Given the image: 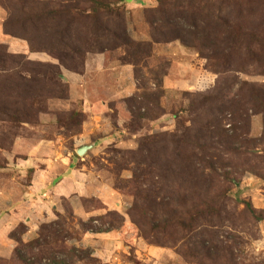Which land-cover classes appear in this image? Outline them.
Here are the masks:
<instances>
[{
    "label": "rangeland",
    "instance_id": "rangeland-1",
    "mask_svg": "<svg viewBox=\"0 0 264 264\" xmlns=\"http://www.w3.org/2000/svg\"><path fill=\"white\" fill-rule=\"evenodd\" d=\"M96 1L0 0V101L22 111L34 105L30 125L0 114V189L9 181L27 188L34 171L29 167L43 169L47 158L60 174L58 160L71 157L82 176L81 196L59 198L61 212L34 237L26 236L24 224L10 234L14 251L21 247L11 236L30 244L61 215L71 239L55 251L89 254L73 264H264V220L256 222L245 210L249 203L264 218L263 148L251 143L238 156L219 142L227 138L222 131L232 130L230 112L246 103L240 90L264 91V70L233 64L222 74L207 71L204 42L188 48L170 41L173 36L161 29L166 22L158 0ZM65 6L78 16L76 23L57 14ZM18 20L21 25L13 26ZM114 33L127 34L133 46L116 48ZM96 59L86 70L87 61ZM114 66L130 67L131 83L118 81ZM250 117L248 136H237L261 140L264 119ZM82 146L91 149L80 157ZM35 147L41 151L30 162ZM203 160L216 171L202 174ZM13 166L24 172H11ZM225 172L231 173L228 181ZM195 206L208 215L192 229L165 227L169 214ZM144 208L156 209L157 220L142 217ZM110 224L116 227L109 233L83 230ZM202 246L209 257L202 256ZM51 251L44 246L30 254L40 258ZM13 258L0 264H17Z\"/></svg>",
    "mask_w": 264,
    "mask_h": 264
},
{
    "label": "trees",
    "instance_id": "trees-1",
    "mask_svg": "<svg viewBox=\"0 0 264 264\" xmlns=\"http://www.w3.org/2000/svg\"><path fill=\"white\" fill-rule=\"evenodd\" d=\"M93 2L96 3L97 1L93 0ZM158 4V11L163 15L161 20L166 22V25L162 26L161 29L166 33L169 31V34L173 36L174 39L172 38L170 41H178L188 48H198L199 43L204 42L202 46L207 52L203 59L207 62V71L213 74H222L224 71H229L233 64H242L246 65V67L252 66L264 70V0H158ZM170 7H173V10L169 11ZM98 11L99 7L95 12ZM57 14L61 17L66 15L72 18L70 20L72 23L77 22L78 16L73 15L70 7H63V13L57 12ZM81 20L83 19H79V21ZM246 21L248 24L245 23ZM96 22L98 23V21ZM11 23L13 26H20L22 20ZM6 26L12 27L10 22ZM166 33L164 37L167 38L165 40H168ZM124 35L123 38H120L117 33L113 34L116 48L128 45L133 46L127 34ZM31 48H33L32 45ZM138 50L141 52L139 48ZM200 52L203 53V51ZM12 89L13 84H11ZM238 94L239 98L241 97L242 100H246V103L240 108L241 110L230 112L233 118L232 130L228 135L227 131H222L227 138L219 142L229 154L245 155V150L249 148L248 144L251 143H259L258 145L263 148L264 152V134L261 140L258 141H249L245 138L249 134L250 113L253 116L260 115L264 119V91L256 86H244ZM11 106L13 105L9 101H0V114H3L4 117L8 118L7 120L14 124H32L33 114H31V111L34 110L33 104L29 107L26 106L23 111L21 109H14ZM245 107L246 109H244ZM73 116L74 118L79 117L76 113ZM241 131L245 133L244 137L241 135L237 136V132ZM201 164L205 170L202 174L207 170L216 171L214 165H206L204 160ZM221 176H224L228 181L231 173L225 172ZM222 195L225 197L226 192ZM184 200L185 198H182L180 204ZM84 203L86 204L87 201H83ZM204 206L206 208L207 204H204ZM136 210V207H134L131 216L134 215ZM191 210L184 209L180 212V215L172 212L164 221L166 222L165 227H168V223H172L192 229L193 223L208 215L207 211L204 212L203 206L200 209L197 206L193 212ZM245 210L256 222L264 220L262 213H258L251 204L245 203ZM156 211V209L147 211L144 208L141 210V215L146 220L148 216L153 215L157 220L158 215ZM112 215L110 214L109 216ZM115 216L117 215L114 214ZM57 218V221L42 226L38 233V239L30 244L24 245L21 239L15 238L14 235L11 236V239L17 241L21 247L14 251L13 261L17 264H73L76 262V259L82 261L87 258V255L89 256L88 253L84 254L85 256H81L82 252L73 248L69 251H55V245L60 243L65 244L66 241L71 239L66 218L61 215H58ZM188 221L191 222L187 224ZM114 226L116 227V225L110 224L108 229L97 230L83 226V230L85 233L103 234L113 231ZM141 230L144 235L143 229ZM144 236L148 240V236L146 234ZM44 246H51L52 248L48 256L40 258L31 256L30 252L35 249H41ZM206 247L202 246L201 253L202 251L204 252L203 257L211 255L209 249ZM59 256H66L71 262L61 259Z\"/></svg>",
    "mask_w": 264,
    "mask_h": 264
},
{
    "label": "crops",
    "instance_id": "crops-1",
    "mask_svg": "<svg viewBox=\"0 0 264 264\" xmlns=\"http://www.w3.org/2000/svg\"><path fill=\"white\" fill-rule=\"evenodd\" d=\"M91 60L87 61L86 70H89L92 62H100L99 59ZM194 60L195 58L190 63L192 64ZM111 70L118 81L125 82V85L133 78V71L130 67L114 66L111 67ZM121 75H125L122 80ZM66 78L69 77L66 76ZM129 82L131 83V81ZM84 147L86 146L79 147L77 152ZM40 151L39 147L30 150L28 157L30 162L36 159V153L39 154ZM34 156L35 158H33ZM70 158L68 157L63 161L62 158L58 160L60 162L58 163L59 168L62 170L60 174H56L53 167L54 161H48L49 158H47L43 160L47 164L43 169L35 170V167H29L34 171L32 172L31 183L27 188L23 186L19 188L9 181L8 187L4 186L0 189V259L9 260L12 258L15 246L9 237L20 224L27 227V237L31 235L34 237L43 223L53 221L55 213L61 212L59 207L56 206V201L59 198H70L76 193L81 196L82 186L80 183L82 176L80 177L79 170L72 167L74 163ZM8 167L10 165H7ZM12 168L15 169L9 170L13 173L16 172L17 175L24 172L18 170L16 166ZM13 180L15 179L13 178ZM78 209L75 210L76 213L81 210Z\"/></svg>",
    "mask_w": 264,
    "mask_h": 264
},
{
    "label": "water",
    "instance_id": "water-1",
    "mask_svg": "<svg viewBox=\"0 0 264 264\" xmlns=\"http://www.w3.org/2000/svg\"><path fill=\"white\" fill-rule=\"evenodd\" d=\"M90 149H91V147H84V148H82V149H80V150L78 151V155H79L80 157H83V156L86 155L87 151H89Z\"/></svg>",
    "mask_w": 264,
    "mask_h": 264
}]
</instances>
